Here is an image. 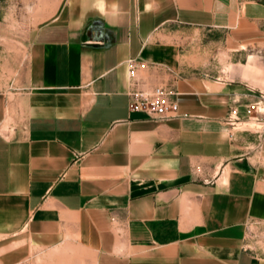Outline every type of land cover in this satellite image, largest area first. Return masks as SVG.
<instances>
[{
	"label": "crops",
	"instance_id": "1",
	"mask_svg": "<svg viewBox=\"0 0 264 264\" xmlns=\"http://www.w3.org/2000/svg\"><path fill=\"white\" fill-rule=\"evenodd\" d=\"M263 27L264 0H66L28 44L11 121L1 93L0 264H264V91L185 49ZM131 57L175 71L140 77L178 92L177 116L130 109Z\"/></svg>",
	"mask_w": 264,
	"mask_h": 264
},
{
	"label": "rangeland",
	"instance_id": "2",
	"mask_svg": "<svg viewBox=\"0 0 264 264\" xmlns=\"http://www.w3.org/2000/svg\"><path fill=\"white\" fill-rule=\"evenodd\" d=\"M65 3L66 0H0V117L4 116L7 107L1 99V93L4 91H7L10 102L7 118L10 120L13 117V104L17 98L14 92L18 91L17 87L25 68L26 52L30 40L40 26L60 17ZM196 37V39L190 40L188 45L186 44L185 49L186 52L189 51L199 56L198 68L203 69L205 64L209 66L208 61L212 60L219 69L227 71L229 79H236L240 83H247L264 91V27L260 31V44L233 45L230 42L234 40H229L228 35L225 37L222 35V39L212 40L223 43L209 45L211 39H206L201 34ZM240 48L243 49L236 50ZM251 55H254L255 70L252 72V68L249 67L250 71L247 72V75L243 73L242 77L234 76L233 71L246 70V64H248ZM252 73L255 75L251 76ZM259 96L260 103L255 113L262 119L264 118V97L262 93ZM9 120L1 127L7 128ZM252 122L254 128L260 130L264 128L262 123L257 124L256 120H252ZM260 122L263 121L260 120ZM257 231L262 233L264 225L259 230L251 229L249 240L257 242ZM262 236L264 235L262 234ZM259 240L264 245V238L260 237ZM23 245L25 247L26 244Z\"/></svg>",
	"mask_w": 264,
	"mask_h": 264
},
{
	"label": "built area",
	"instance_id": "3",
	"mask_svg": "<svg viewBox=\"0 0 264 264\" xmlns=\"http://www.w3.org/2000/svg\"><path fill=\"white\" fill-rule=\"evenodd\" d=\"M126 66L131 83L128 95L130 97L129 107L132 111L145 112L156 120L177 116L179 103L176 96L178 92L172 86L165 84L146 86V82L140 77L141 72L148 68L174 74L175 71L171 67L149 63L136 57L128 58Z\"/></svg>",
	"mask_w": 264,
	"mask_h": 264
}]
</instances>
